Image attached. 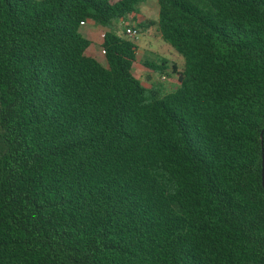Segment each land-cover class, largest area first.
<instances>
[{
  "label": "trees",
  "instance_id": "trees-1",
  "mask_svg": "<svg viewBox=\"0 0 264 264\" xmlns=\"http://www.w3.org/2000/svg\"><path fill=\"white\" fill-rule=\"evenodd\" d=\"M147 1L0 0V264H264V0H156L165 96Z\"/></svg>",
  "mask_w": 264,
  "mask_h": 264
},
{
  "label": "rangeland",
  "instance_id": "rangeland-1",
  "mask_svg": "<svg viewBox=\"0 0 264 264\" xmlns=\"http://www.w3.org/2000/svg\"><path fill=\"white\" fill-rule=\"evenodd\" d=\"M144 9L147 10L146 12L147 14H149V16L155 17L158 9L156 0H148L147 2L138 6L136 13L137 21H132V25H135L137 22H139L142 13L144 12ZM129 19L130 18H127L128 23L130 22ZM92 27H94L95 32L92 37H87V39L92 42L93 46L98 52H101L100 45L102 43V39L100 38V33L102 31L111 30L119 36H123V32L125 31V24L123 22H115L108 28H103L101 26ZM137 44L139 46V56L137 59L136 68L134 70L135 76L140 81H142V83L147 88L159 90V94L161 96H165L175 90L179 85V75L173 74L171 67L173 64H175L177 67V71L181 73L184 67V58L160 38L155 27H152L150 30L141 33L140 40L137 42ZM147 48H151V50L156 54L152 56L145 54L144 51ZM102 57L103 58L100 59V62L103 65H106L105 58L103 55ZM162 61L168 62V69L163 74L156 72L155 70H152V68L146 66V62L154 63L155 65H160ZM162 77L166 78L165 82L161 81Z\"/></svg>",
  "mask_w": 264,
  "mask_h": 264
},
{
  "label": "crops",
  "instance_id": "crops-1",
  "mask_svg": "<svg viewBox=\"0 0 264 264\" xmlns=\"http://www.w3.org/2000/svg\"><path fill=\"white\" fill-rule=\"evenodd\" d=\"M156 2H157V1H156ZM146 11H147V10L144 9V12L142 13V16H141L139 22H137V23H142L143 21H145V20H147V19H151V20H156V19H157L158 9H157V14H156L155 17H153V16H149V14H147ZM129 18H130V19H129L130 22L128 23V21H127V26H128V25H132V24H131L132 21H133V22L137 21V16H136V14L130 16ZM89 24H92V25H89ZM92 26H97V25H95V24L92 23V22H88V23H86L84 26H81V28H80V32H81V34H82L85 38H87V37H92V35L94 34L95 29H94V27H92ZM102 32H104V31H102ZM102 32L100 33V38H101V34H102ZM101 39H102V38H101ZM88 40H89V39H88ZM101 44H102V43H101ZM100 46H101V45H100ZM100 49H101V48H100ZM144 53H145V54H148V55H151V56L154 55V54H156L155 52H153V51L151 50V48H147V49L144 51ZM145 54H144V55H145ZM88 55H90L91 57L95 58V59L98 60L99 62H100V59L103 58L102 55H101V52H98V51L96 50V48L93 46L92 42H91V46H90V48H89V50H88ZM146 63H147V62H146ZM136 65H137V63L135 64V66H134V68H133V73H134V70H135V68H136ZM134 75H135V74H134Z\"/></svg>",
  "mask_w": 264,
  "mask_h": 264
},
{
  "label": "built area",
  "instance_id": "built-area-1",
  "mask_svg": "<svg viewBox=\"0 0 264 264\" xmlns=\"http://www.w3.org/2000/svg\"><path fill=\"white\" fill-rule=\"evenodd\" d=\"M84 25H85L84 23L81 24V26H84ZM103 37H104V35L101 34V38H103ZM125 37L128 40H131L133 42H138L140 40L141 35H140L139 31L136 29V27L134 25H128L126 27V30H125ZM101 54L104 56L105 55V51L101 50ZM161 81L165 82L166 78L162 77Z\"/></svg>",
  "mask_w": 264,
  "mask_h": 264
},
{
  "label": "water",
  "instance_id": "water-1",
  "mask_svg": "<svg viewBox=\"0 0 264 264\" xmlns=\"http://www.w3.org/2000/svg\"><path fill=\"white\" fill-rule=\"evenodd\" d=\"M263 133H264V131H262V134L261 135H263ZM262 166H263L262 176H263V187H264V155H263V164H262Z\"/></svg>",
  "mask_w": 264,
  "mask_h": 264
}]
</instances>
